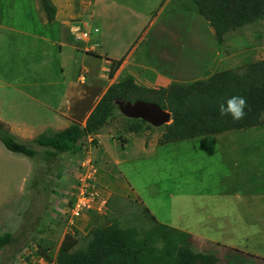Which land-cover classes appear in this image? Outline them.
Wrapping results in <instances>:
<instances>
[{"label":"rangeland","instance_id":"obj_1","mask_svg":"<svg viewBox=\"0 0 264 264\" xmlns=\"http://www.w3.org/2000/svg\"><path fill=\"white\" fill-rule=\"evenodd\" d=\"M31 1L10 0L15 14L12 19H3L5 24L24 28L20 19L32 10ZM130 1L136 2L138 12L143 13L138 32L129 30L134 17ZM89 2L93 0L52 3L68 11L73 17L69 21L88 22L91 29L81 32L89 34L93 53L81 56L79 64H97V74L105 58L121 62L132 47L138 49L139 57L144 56L162 30L189 35L188 46L193 47H185L190 57L186 63L196 61L202 46L215 48L209 39L213 30L199 14L194 0H119L117 4L108 0L102 12L93 10ZM0 11V17L7 16V9ZM156 16L157 22L153 23ZM107 28L111 37L119 39L107 42ZM228 35L225 49L219 50L238 54V65L246 67L264 60V21ZM26 42L22 44L14 33L0 28V115L13 120V128L25 120L41 128L46 124L45 115L32 114L23 119L34 106L32 100L44 102L43 95L49 94L36 82L44 75L45 68L39 69L44 52L39 47L27 55L23 49ZM196 47H200L198 52ZM36 65L37 70H32ZM223 66L231 67L227 63ZM96 73L85 74L84 83L79 82L81 87L85 89ZM35 82V88H28ZM8 84L15 88H8ZM54 90V96L60 93L58 86ZM16 91L32 92V99L18 96ZM54 96L50 95L57 101L59 97ZM123 117L116 110L96 137L84 139L82 152L75 156L64 154L45 161V148L29 143L36 154L28 158L8 151L0 141V238H11L0 247V264H55L67 233L78 239L79 248L90 230L114 220L140 229L149 227L147 213L160 224L190 234L194 250L214 253L219 259L217 264H264V124L256 131H229L150 146L159 144L162 126L139 133L151 140L144 146L143 140L140 143L128 135L122 147ZM1 122L0 133L5 131ZM84 124L83 119L80 125ZM90 167L95 171L93 184L99 199L94 201L93 210L73 218L77 190ZM103 200L105 208L98 212Z\"/></svg>","mask_w":264,"mask_h":264},{"label":"trees","instance_id":"obj_2","mask_svg":"<svg viewBox=\"0 0 264 264\" xmlns=\"http://www.w3.org/2000/svg\"><path fill=\"white\" fill-rule=\"evenodd\" d=\"M38 2L47 20L52 21L55 8L51 0ZM194 3L219 43L235 30L264 21V0H194ZM119 64L120 61L113 62L110 76ZM234 94L242 95L248 102L245 118L238 122L233 121L231 116H220L218 111V102ZM116 100L153 103L171 114V123L164 125L165 133L161 136L160 145L229 131L248 130L264 124V60L239 70L219 72L206 81L189 85L173 84L158 90L139 87L132 79L121 81L106 90L83 127L73 124L59 132L42 133L31 144L45 148V161L59 155L80 154L84 139L98 134L114 116L118 110ZM123 118L125 132L139 134L153 128L142 120ZM0 141L12 153L28 158H33L36 154L31 146L18 141L6 130L0 133ZM145 216L150 219V226L147 228L122 225L114 220L106 226L90 230L79 248H76L78 239L67 233L57 250L55 264L219 262L214 253L194 250L190 234L160 224L148 213ZM10 240V236L0 238V247Z\"/></svg>","mask_w":264,"mask_h":264},{"label":"crops","instance_id":"obj_3","mask_svg":"<svg viewBox=\"0 0 264 264\" xmlns=\"http://www.w3.org/2000/svg\"><path fill=\"white\" fill-rule=\"evenodd\" d=\"M9 1L10 0H0V8L7 9V16L0 17V28L14 33V37L22 44L27 40L26 48L23 46L24 52L27 55H30L31 52L39 47L43 50L44 56L39 64V69L45 68L44 75L36 82H40L44 86L45 91L49 93L47 96L43 95L44 102L32 100L34 106H32V109H29V111H26L23 117V119H26L32 114L37 115V117L41 114L45 115L42 116L46 118V124H43L41 128L26 123V120L21 121L20 124H16V128H13L14 121L8 120L5 116L0 115V121L5 124L4 130L9 132L18 141L25 144L32 143L41 133L59 132L73 124L80 125L83 119L85 122L106 90L111 85L121 81L132 79L139 87L158 90L160 88H167L173 84L189 85L197 81H206L219 72L239 70L245 66L238 65V54L231 51L229 53L228 50L226 54L220 52L219 49H225L224 46H226L229 35L225 37L223 42L219 43L214 32L213 34L211 33L209 39L212 40L215 48L209 50L207 47L202 46L203 49L199 53H196V61L189 60L186 63V59L190 57L185 54V47H187L188 50L193 47L188 46L190 45L187 39L189 35L185 33V31L167 32L166 30H162L155 35V44L144 56L139 57V53L136 51L138 49L132 47L127 50L125 57L112 76L109 75V72L111 65L116 61L115 59L105 58L104 65L100 68L101 73L97 74V64L92 67L86 66V64H91L89 63L91 61L87 59L88 62L85 64H79L81 56L84 57V54L91 55V53H93V48L90 46L92 40L89 36L88 39L85 40L77 39L76 36L78 34L77 32H81V30L91 29L88 27V22L69 21L73 19V17L68 15V11L64 10L62 5L57 7L52 3L53 0H51V3L55 8V15L52 21H48L40 9L38 0H32V10L29 11L28 14H23V18L20 19V22L25 25L24 28L16 29L8 26L5 24L7 22L3 21V19H12L11 17L15 14L13 10L10 9L11 3ZM107 1L108 0H93L92 3L89 2V5L93 4V10L96 12H102L104 4ZM115 2L117 4L119 0H115ZM130 3L134 17L130 23L129 30L138 32L141 29L140 25H142V23H139V20L143 13L138 12L136 2L130 1ZM141 9L142 8H140V10ZM155 22H157V16L153 20V23ZM107 25L108 24H106V26ZM107 30V42H115L119 39L117 36L111 37L109 35L110 29L107 28ZM210 36H213V38ZM199 38H204L203 40L208 39L200 35ZM37 41H39L40 44L33 45V43ZM185 41L186 44L184 43ZM80 43H82V45ZM199 50L200 47H196L195 52ZM220 54H223V56H219ZM225 63L231 65V67L223 66ZM31 69L37 70V65L33 66ZM82 71H85L86 75L91 73V71L96 73V78L91 79L85 89L81 87L80 83L82 82L79 81ZM36 82L29 85L28 88H35ZM14 86L13 84L7 85V87L11 89L15 88ZM57 86L59 87L60 93L54 96V89ZM16 93L18 96H25L32 99V92L24 93L16 91ZM52 94L56 98L59 97V99L54 101L55 98H53L52 100L50 97ZM83 104H86L85 108L82 106ZM80 126L82 127L84 125ZM261 127L262 126H258L251 129L256 131L261 129ZM164 128L165 127H163V131L160 132L159 140L165 133ZM147 131L152 132L150 129ZM121 133L123 135L122 147H125L128 135H132L140 143L143 140V146L151 141L145 139L142 134H134L125 131ZM150 146L161 145L151 144Z\"/></svg>","mask_w":264,"mask_h":264},{"label":"water","instance_id":"obj_4","mask_svg":"<svg viewBox=\"0 0 264 264\" xmlns=\"http://www.w3.org/2000/svg\"><path fill=\"white\" fill-rule=\"evenodd\" d=\"M115 106L124 117L133 120H142L154 128L171 123V114L153 103L143 101L132 103L116 100Z\"/></svg>","mask_w":264,"mask_h":264},{"label":"built area","instance_id":"obj_5","mask_svg":"<svg viewBox=\"0 0 264 264\" xmlns=\"http://www.w3.org/2000/svg\"><path fill=\"white\" fill-rule=\"evenodd\" d=\"M78 37V35H77ZM88 37L87 33L82 34V38L86 39ZM80 38V37H78ZM80 81L84 80V74L81 73V76L79 78ZM95 171L92 170L90 167L89 170H87V175L85 177V181L82 182L80 185V188L77 193V196L75 197V201L73 203V209H72V217L78 218L82 213L89 212L94 209L93 203L96 199H99V193L94 187L93 184V176ZM75 190V189H73ZM76 191V190H75ZM76 191V192H77ZM92 204V206H91ZM106 201H101L99 204V207L97 208V211L100 212L101 208H105ZM41 262V261H40Z\"/></svg>","mask_w":264,"mask_h":264},{"label":"clouds","instance_id":"obj_6","mask_svg":"<svg viewBox=\"0 0 264 264\" xmlns=\"http://www.w3.org/2000/svg\"><path fill=\"white\" fill-rule=\"evenodd\" d=\"M77 33H78L77 34L78 37H80V38L77 37V39L85 40L84 38H82V34L87 33V32H77ZM87 35L89 36L88 33H87ZM86 39H88V37ZM81 73H83V71ZM84 81H85V74H84V80L80 81V82H82L81 84H83ZM246 108H248V102H247L246 98L243 97L242 95H238V94H234V95L227 97L224 100L218 102V111H219L220 116H222V117L223 116H231L233 121H237V122L241 121L245 118V115H246L245 109Z\"/></svg>","mask_w":264,"mask_h":264}]
</instances>
